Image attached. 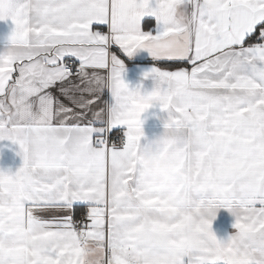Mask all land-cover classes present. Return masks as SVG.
Segmentation results:
<instances>
[{"label":"snow or ice","instance_id":"1","mask_svg":"<svg viewBox=\"0 0 264 264\" xmlns=\"http://www.w3.org/2000/svg\"><path fill=\"white\" fill-rule=\"evenodd\" d=\"M0 21V141L23 161L0 171V264H85L89 244L104 264H264V0H0ZM113 47L150 54L151 91Z\"/></svg>","mask_w":264,"mask_h":264},{"label":"crops","instance_id":"2","mask_svg":"<svg viewBox=\"0 0 264 264\" xmlns=\"http://www.w3.org/2000/svg\"><path fill=\"white\" fill-rule=\"evenodd\" d=\"M150 26L154 27V20L149 21L147 18L143 22V27L148 30ZM11 28L10 22L0 21V51H3V38L9 33ZM106 31V29H105ZM112 51L116 52L120 56L121 60L125 64L124 79L129 83L130 86L135 87L137 84H142L144 91H151L154 87V81L151 79H144L143 72L149 70L154 66L155 61L146 50H138L131 58L124 53H120L116 47H113ZM160 67L168 69L170 66L167 64H160ZM101 74H105L104 70H100ZM105 96L103 99H107ZM167 117V113L161 112L158 107L149 109L143 114L142 119L143 130L145 137L152 138L156 135L163 133V119ZM116 134V133H115ZM19 146L13 144L11 141L3 140L0 141V171L15 172L23 163L22 158L18 155ZM81 209H76V219L80 218ZM234 223V217L224 209H220L217 213L216 219L213 221V231L220 239H227L234 229L232 227ZM19 235L26 234L24 229H18Z\"/></svg>","mask_w":264,"mask_h":264},{"label":"clouds","instance_id":"3","mask_svg":"<svg viewBox=\"0 0 264 264\" xmlns=\"http://www.w3.org/2000/svg\"><path fill=\"white\" fill-rule=\"evenodd\" d=\"M23 109V105L20 102H17L13 105V115L20 113ZM167 136L162 133L156 135L152 138L147 139V143L142 147L140 151L141 158L146 162H152L153 158L156 156L157 151L162 149L165 146ZM161 213L163 216L167 217L173 214L176 210L174 201L166 199L161 204ZM17 239L21 242L27 241L28 237L26 234L18 235ZM87 252L85 256V264H104L103 254L98 251L95 244L86 245Z\"/></svg>","mask_w":264,"mask_h":264},{"label":"built area","instance_id":"4","mask_svg":"<svg viewBox=\"0 0 264 264\" xmlns=\"http://www.w3.org/2000/svg\"><path fill=\"white\" fill-rule=\"evenodd\" d=\"M113 135H116L115 133H113ZM80 218H78V220H79Z\"/></svg>","mask_w":264,"mask_h":264}]
</instances>
